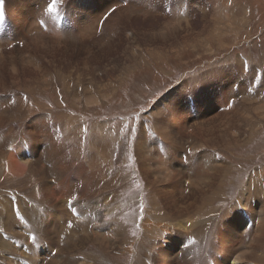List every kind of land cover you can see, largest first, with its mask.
<instances>
[{
    "label": "bare ground",
    "instance_id": "1",
    "mask_svg": "<svg viewBox=\"0 0 264 264\" xmlns=\"http://www.w3.org/2000/svg\"><path fill=\"white\" fill-rule=\"evenodd\" d=\"M51 2L0 0V33L14 28L19 41L14 45L5 37L0 40L2 170L5 164L1 161L10 158L7 152L11 139L16 142L22 135L29 143L31 131L36 133L40 124H50V119L56 117L44 109L43 116L32 119L37 103L27 109L28 89L38 84L43 74H50V78H42L48 81L45 87L56 84L57 75H62L63 81L74 86V90L67 84L64 87L70 96L74 93V105L80 102L85 112L98 109L116 96V89L131 75L127 73L141 65L146 56L158 60L164 54H181L186 48L195 51L190 43L199 44L207 29L214 28L218 21L211 19L221 7L229 10L226 19L231 29L237 22L235 11L227 8L234 3L228 0H58L56 12H49ZM119 54L130 56L122 66L117 62ZM61 116L68 123L67 133L63 138L56 133L55 142L46 139L42 157L26 148L15 151L24 161L20 167L27 169V180L20 186L27 182V187L35 190L34 197L49 194V182L35 176L41 170L37 159L45 161L51 166L45 177L54 172L50 184L60 208L66 215H74L73 226L61 233L57 244L50 243L57 254L44 263L97 264L82 254L92 242L109 256H135L132 264H264V169L251 170L234 204L224 210L214 206L232 175L231 150L248 146L264 129V62L236 58L230 64H213L181 81L143 115L139 133L130 146L124 134L110 127L111 121L94 123ZM17 143L23 145V139ZM126 149L132 151V158L124 152ZM131 159L138 186L142 185V197L147 201L139 221L138 243L127 237L131 231L118 219L108 222L101 218L93 224L98 212L92 214L88 207V202L101 205L105 208L103 217L111 213V207L123 197V190L132 185V176L124 174ZM11 164L7 166L10 176L20 170ZM66 173L75 180L65 182ZM2 199L0 226L9 232L11 227L19 226L13 221L15 203L6 196ZM36 200L45 205L41 199ZM236 208H244L247 214L238 216ZM29 219V238L49 228L42 214L33 212ZM249 221L253 225L243 236ZM41 239L46 240L39 236L36 242L30 239L28 247L43 244ZM3 243L0 239V251ZM72 247L83 256L71 257ZM38 249L30 248L27 264L39 261L32 253ZM20 250L14 260L24 259Z\"/></svg>",
    "mask_w": 264,
    "mask_h": 264
},
{
    "label": "rangeland",
    "instance_id": "2",
    "mask_svg": "<svg viewBox=\"0 0 264 264\" xmlns=\"http://www.w3.org/2000/svg\"><path fill=\"white\" fill-rule=\"evenodd\" d=\"M228 1L230 3L233 2L234 6L233 5H231V7L227 6V8L233 9L237 15L236 28H234L235 30L231 29L228 26L229 23L226 19L227 18L226 16L228 15L229 10L221 7V11L219 12V14L214 18L211 17L212 18L211 20L215 21V19H217L218 21V23L214 26V28L212 29L211 27L207 29V31L209 32L204 33V35L201 37V41L199 44L190 43L192 46L193 45L195 46V51L186 48V50L183 51L181 54H175V53L164 54L158 60L156 59L152 60L148 56H146L147 58L143 61L141 65H137L133 67L127 73L126 76H128L129 74L131 75H129L125 79L123 84L119 85V89H116V91L114 92L116 93L115 94L116 96L108 100L103 106H101L98 109L97 108L89 109L85 112V109L83 108L85 106H83V104H81L80 102L78 103V106L74 105L75 104L74 100L73 98H71L74 95V93H72L70 96V93L65 92L66 90L64 88L65 85L67 84L68 89L72 88V90H74V86L71 82L68 83V81L67 82L63 81L64 77H61L62 75L59 76L57 75L59 81L57 80L55 82L56 84H51L45 87L44 84L47 83L48 81L47 79L44 80L42 78H46V77L50 78L49 77L50 74L49 73H47L46 75L43 74L44 76L42 75L39 78L38 84H35L32 87V89H28L30 95L29 94L27 95L28 96L27 109L35 103L39 104L38 107L33 108L32 119L43 116L44 109L49 111L51 114L52 113L54 115L56 114V117H54V119L53 118L50 119L51 120L50 124H44L45 126L40 124L41 126L39 125L40 128H38L39 131L37 130L36 133L34 131H31L32 141H30L29 143H28L29 141L28 138L26 142L24 137H21L22 135L18 136V140L23 139V145L18 144L17 143L18 140L15 142L13 139H11V142L8 143L10 150L8 149L9 151L7 152L8 155L10 154L9 155L10 158L6 159L5 157L3 158V161H1L5 164L4 165L5 167L3 170L0 167V204L1 202H3L2 198H4V196H6V199H9L11 202L14 201L15 205L12 206L14 208V210H12L13 211L12 215L14 214L16 215H14L13 221L19 223L17 224L19 226H17V228L16 226L11 227L12 230H9V232L7 230L6 231L3 230L2 227L0 226V239L4 241L3 251L5 250V252L0 251V262H1L0 264H10V263L27 264V262L31 258L30 248L32 247L33 248L36 247V249H38L39 247V249L36 252L32 251L33 255L34 256L38 255L39 258V261L38 262L33 261V264H37V263L46 264L44 262L47 260V258L50 259L57 254L55 252L57 250L54 247H52L50 243L55 242L54 244H57L58 238L60 237L61 233L65 229L70 228L69 224L71 225V227L73 226L72 222L74 220L71 221L72 218L74 217L73 213L68 212V214L66 215L64 209L60 208L61 205L60 203H58V195L55 193L54 190H52L53 185L50 183L53 182L52 176L54 175V172L52 173L53 175L51 174V177H45V175L50 173L49 168L51 167L48 166V164L45 161L42 162L40 159H37V161L40 164L38 166L41 167V170L39 174H35V176L43 177L46 181L49 182V185H51L49 187V194L40 193V195L34 197L35 190L31 191L30 186L27 187V182L23 186H20L22 182L27 180L26 179L27 169H23L20 167L22 166L21 164L24 161L20 159V157L18 156L17 149L20 148L24 150L26 148L27 151H34V153L36 152L35 153L36 155L42 157L43 150L44 148L47 147V141H45L46 139L51 142L53 141L55 142L56 133L61 135L62 138L63 135L67 133L66 129L68 128V123L65 117H62L61 115H67L70 117H81L83 119L82 121L92 120V122L94 121V123L111 121L110 127L116 129L115 131L117 133L119 132L121 134H124V137H126L125 141L128 142L129 140V146H130L132 142L134 143V140L139 133V128H140L139 125L141 123L142 120L141 118L143 117V115L153 107L155 101L159 100L160 97H162L169 89L177 86V84L180 83L181 81L189 79L194 75L206 71L207 69L212 67L213 64L214 65L216 63L219 65L230 64L231 61L233 62L236 58L243 57L244 59L251 60L254 63L264 62V0H228ZM249 3L250 5L248 6ZM246 13H248L250 17ZM242 17H245L246 19L243 20L241 19ZM242 21H247L248 23H244ZM25 29L26 26L23 28V31ZM9 30L10 31L6 30L0 33V40L3 39V37H5V41H14L13 44L15 45V43L19 42V41L16 42L15 29L10 27ZM11 33L12 35L14 34L13 35L14 37L10 36ZM8 38L11 39L6 40ZM15 47L16 46L12 47L13 51L15 50L14 49ZM129 57L130 56L128 54H119L117 56L118 64L121 63L120 66H122V64L124 65V63H127L129 61ZM82 98L83 100L87 99V97H82ZM31 122L34 123L33 120H31ZM54 122L55 123L58 122V124L61 126H57L58 124H55ZM52 126H54V128ZM55 129H57L58 131ZM40 135L42 137H39ZM70 137H72V135H70ZM252 140L248 143V146L231 150L233 156V158H230L231 163L233 165L232 175L224 184V187L222 189L223 195H221V197L217 199V202L214 204L215 207L217 206L216 207L217 209L224 210L227 209L230 205L234 204V202L236 201L237 197L240 194L241 189L247 182L248 180L247 178L251 175L252 171L254 172L256 170L258 171L259 169L260 170L264 169V129L260 131ZM129 146L126 148H129ZM13 148H15V150H13ZM124 152L130 158L133 157V155L131 154L132 151H128L126 149ZM18 161L21 163H19ZM10 164L13 165L14 168L15 165H18L20 169L18 172H16V174H12L11 176L9 172H7V168L12 167L10 166ZM127 166L125 168L124 174L130 175V177L132 176L131 177L132 185L126 187L127 189L123 190L122 192L123 197L120 199V201H118L115 204V206L113 205L111 207L112 209L111 213L103 217V214L105 212L103 210L105 208H103L101 205H97L95 203L91 204L90 202H88V207L93 211L92 214H94V212H98L93 217V221H92L93 224L95 223L97 224V222L101 218L103 221H108V222L116 221V219H118V221L122 223L126 229H128V232L131 231L130 233H127V237L130 240L132 239L131 241L138 243L135 240H138L141 237V235H139L141 232L139 228V221L145 213L144 204L146 206L147 201L142 197L143 195L142 194L143 191L141 188L142 185L138 186V179L135 173H133L134 172L133 169L135 167L134 160L132 159L129 160V164ZM78 167H80V165H78ZM78 175L79 177L81 176L83 177V175H80V172L78 173ZM71 176L72 175H70L69 173L68 174L66 173L65 182L66 180H68L67 182H69L71 178L72 181H74L75 178ZM50 179L52 181H50ZM5 181L6 184L2 185L3 182ZM28 188H30V190H28ZM28 191H30V193ZM36 197L43 201V203L45 204L43 207L41 206L42 204L40 203V201L36 200ZM84 198L86 199L85 195ZM46 203H48V205ZM47 206H51V207H47ZM252 206H255L254 202L252 203ZM44 207L46 208L44 209ZM236 207H240V206L237 205ZM237 209L241 210V213L240 211L238 212ZM33 212L38 215L42 214L45 217L47 223L49 224L48 226L49 228L47 229V231H44L43 233L35 232V234L37 235L36 237L39 236L41 238H46V240L41 239L42 241L41 243L43 244L32 245L29 248L27 242L28 243L31 242L30 239H32V236H30V238L27 237L30 232L28 231V225L30 224L29 217L32 218ZM234 213H237L238 216L240 215L245 216L247 214L244 208H236ZM119 214H121L120 217ZM27 215H29V217ZM252 225H253L252 221H249L246 224L245 232L243 236H245L247 231L251 229ZM83 226L84 225H82V227ZM85 227L88 228L90 227V225ZM244 240L246 242L247 238ZM88 243L86 246L87 248L85 247V249H83L82 254L84 255V257H88L89 260L94 259L95 262L98 261L97 264H132V262L136 258L135 256H131L129 254H124L123 256H121L116 253L109 256L104 251H102L100 247H98L102 251L101 252L94 245V243L92 242L91 243L88 242ZM19 249H21L19 252L24 253L23 255L24 259L14 260V255L16 257V254L18 253ZM6 252H7V256H6ZM70 252H71L70 253L71 257L83 256L80 250L78 249L75 250V248L73 247ZM218 260L220 261V259ZM209 264H214V263L210 261Z\"/></svg>",
    "mask_w": 264,
    "mask_h": 264
},
{
    "label": "snow or ice",
    "instance_id": "3",
    "mask_svg": "<svg viewBox=\"0 0 264 264\" xmlns=\"http://www.w3.org/2000/svg\"><path fill=\"white\" fill-rule=\"evenodd\" d=\"M57 3H58V0H52V2L48 6V11L49 12H56V5H57ZM0 8H2V4H0ZM0 16H2V12H0ZM68 203L71 206L72 201L70 200ZM69 227H71L70 224H69ZM32 240H33V242H36V237H32Z\"/></svg>",
    "mask_w": 264,
    "mask_h": 264
}]
</instances>
